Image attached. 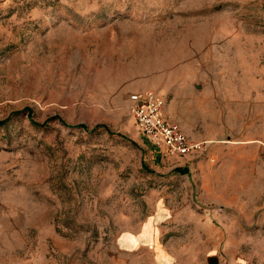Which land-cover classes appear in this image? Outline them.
I'll use <instances>...</instances> for the list:
<instances>
[{
	"label": "rangeland",
	"instance_id": "374dc122",
	"mask_svg": "<svg viewBox=\"0 0 264 264\" xmlns=\"http://www.w3.org/2000/svg\"><path fill=\"white\" fill-rule=\"evenodd\" d=\"M4 120L0 264H264V0H0Z\"/></svg>",
	"mask_w": 264,
	"mask_h": 264
},
{
	"label": "built area",
	"instance_id": "2783aa9c",
	"mask_svg": "<svg viewBox=\"0 0 264 264\" xmlns=\"http://www.w3.org/2000/svg\"><path fill=\"white\" fill-rule=\"evenodd\" d=\"M129 110L142 134L171 157H186L203 148L166 112L165 102L155 90H137L129 95Z\"/></svg>",
	"mask_w": 264,
	"mask_h": 264
},
{
	"label": "trees",
	"instance_id": "16d2710c",
	"mask_svg": "<svg viewBox=\"0 0 264 264\" xmlns=\"http://www.w3.org/2000/svg\"><path fill=\"white\" fill-rule=\"evenodd\" d=\"M24 111H28V115L30 116V117H32V112L30 111V109L29 108H26ZM7 120H4V121H0V125H2V124H4L5 122H6ZM34 122V121H33ZM35 123V122H34ZM36 124V123H35ZM39 125V124H38ZM46 125V123H43V124H40V126H45ZM83 126V125H82ZM84 127V126H83ZM105 127V126H104ZM95 128H97V127H95ZM105 128H107V127H105Z\"/></svg>",
	"mask_w": 264,
	"mask_h": 264
},
{
	"label": "crops",
	"instance_id": "0c3cea01",
	"mask_svg": "<svg viewBox=\"0 0 264 264\" xmlns=\"http://www.w3.org/2000/svg\"><path fill=\"white\" fill-rule=\"evenodd\" d=\"M141 90H143V89H141ZM145 90V89H144ZM132 242V241H131ZM133 243H134V240H133Z\"/></svg>",
	"mask_w": 264,
	"mask_h": 264
}]
</instances>
